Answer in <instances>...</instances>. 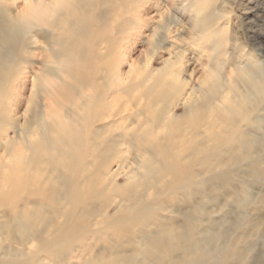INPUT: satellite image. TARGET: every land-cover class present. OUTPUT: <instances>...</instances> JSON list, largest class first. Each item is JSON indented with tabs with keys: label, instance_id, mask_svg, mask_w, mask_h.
<instances>
[{
	"label": "rangeland",
	"instance_id": "rangeland-1",
	"mask_svg": "<svg viewBox=\"0 0 264 264\" xmlns=\"http://www.w3.org/2000/svg\"><path fill=\"white\" fill-rule=\"evenodd\" d=\"M23 1L0 0V11L15 2L23 9ZM74 9L83 16L88 12L91 21L78 30V48L91 54L84 62L88 70L101 64L91 52L96 37H107L103 44L97 40L102 48L111 46L113 57L105 62L113 73L106 84L125 85L133 70L131 79H138L140 87L129 94L140 95L141 106L152 105L171 81L176 87L169 106L159 101L149 113L142 108L149 133L133 141L124 138L120 149L125 161L118 177L95 188L86 184L107 175L103 166L118 151L101 149L102 155L92 157L87 150L80 179L85 191L76 207L37 195L38 184L28 182L39 177L43 183L55 171L47 168L39 175L21 166L12 175L10 159H0V264H264V153L221 167L214 156L205 161L173 144L184 130V79L191 75L190 86L199 84L210 61L235 69L242 90L249 83L248 67L257 69L264 83V0H74ZM102 10L112 19L97 26L94 15ZM31 15L39 30L41 12ZM198 20L209 29L197 31ZM171 64L176 67L170 69ZM29 68L25 72L32 77ZM215 80H227L226 75ZM151 85L155 88L147 97ZM30 87L23 89V97ZM211 87V92L227 93ZM258 110L250 122L240 124L250 137L264 141L263 99ZM167 119H172L171 127L164 126ZM166 149L178 156L179 172L166 170ZM4 151L0 148V155ZM57 171L67 173L64 166ZM69 211L74 214L67 221Z\"/></svg>",
	"mask_w": 264,
	"mask_h": 264
},
{
	"label": "bare ground",
	"instance_id": "bare-ground-1",
	"mask_svg": "<svg viewBox=\"0 0 264 264\" xmlns=\"http://www.w3.org/2000/svg\"><path fill=\"white\" fill-rule=\"evenodd\" d=\"M23 3V9L15 2L11 9L0 11V148L5 150L0 159H10L12 175L17 174L21 166L29 172L36 170L39 175L47 168L55 171L43 183L39 177L35 180L29 177L28 182L38 184L37 195L51 198L57 204L64 200L69 207H76L85 191L80 180L86 170L83 160L89 155L97 156L96 153L102 155L101 149L114 153L118 150L114 156L121 159L124 138L128 136L133 141L149 133L148 126L141 120L142 108L149 113L154 103L171 102L176 85L171 81L160 97H153L152 105L141 106L140 95L129 94L131 89L139 90L140 87L138 79H131L135 74L133 70L125 85L105 82L113 73L111 66H107L108 61L105 62L107 57H113L111 46L101 47L107 37L97 36L92 42L95 44L91 43L92 55L101 64L93 71L84 65L91 54L89 49L82 53L85 48H78V30L90 26L88 12L83 16L82 11L78 14L76 9L72 10L74 0H24ZM36 10L42 14L39 30L35 29L38 24L31 15ZM94 18L97 26L112 19L107 18L104 10L97 12ZM202 23L196 22L197 31L209 29ZM28 66L32 77L25 72ZM173 67L176 65L171 64L170 69ZM244 70L249 78V83H243L245 90L241 89L242 80L235 69H221L215 61L208 63L206 74L197 86H190L191 75L184 79L186 86L181 93L184 130L178 141H173L174 145L181 144L187 154L205 161L214 156L221 167L227 162L231 166L264 153V141L250 137L241 129L240 121L250 122L252 115L259 111L258 103L264 100V83L257 69ZM223 73L227 80L218 83L216 76ZM211 83V90L224 88L227 93L211 92L208 88ZM28 84L31 85L29 94L23 97L22 91ZM154 88V85L147 88V97ZM114 91L119 92L110 100L108 95ZM125 96L129 99L126 103L122 102ZM171 124L172 119H167L164 126L171 127ZM162 155L166 158L167 171H180L177 155L168 149L163 150ZM117 158L106 161L103 166L107 175L92 177L86 184L95 188L98 184L103 186L105 180L107 183L108 178L112 181L118 177L125 160L116 162ZM63 166L67 173L57 171ZM72 214L74 212L69 211L67 221L72 220Z\"/></svg>",
	"mask_w": 264,
	"mask_h": 264
}]
</instances>
